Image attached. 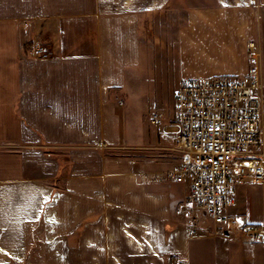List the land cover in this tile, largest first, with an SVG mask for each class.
Returning a JSON list of instances; mask_svg holds the SVG:
<instances>
[{"label": "crops", "instance_id": "0c3cea01", "mask_svg": "<svg viewBox=\"0 0 264 264\" xmlns=\"http://www.w3.org/2000/svg\"><path fill=\"white\" fill-rule=\"evenodd\" d=\"M152 18L181 81L245 74L250 41L264 80V0H0V264H264V243L178 213L175 129L129 127L112 99ZM237 189L229 213L264 227V184Z\"/></svg>", "mask_w": 264, "mask_h": 264}, {"label": "built area", "instance_id": "2783aa9c", "mask_svg": "<svg viewBox=\"0 0 264 264\" xmlns=\"http://www.w3.org/2000/svg\"><path fill=\"white\" fill-rule=\"evenodd\" d=\"M37 56L50 53L33 46ZM249 69L245 74L183 79L175 93L174 115L167 119L175 129L178 152L170 176L186 184L188 196L178 213L188 212L196 226L203 218L216 234L244 235L249 243H264V227L244 222L229 213L241 185L264 184V80L261 53L255 42L247 46ZM153 124H162L159 113Z\"/></svg>", "mask_w": 264, "mask_h": 264}, {"label": "rangeland", "instance_id": "374dc122", "mask_svg": "<svg viewBox=\"0 0 264 264\" xmlns=\"http://www.w3.org/2000/svg\"><path fill=\"white\" fill-rule=\"evenodd\" d=\"M141 30L144 37L142 58L140 59L141 65L134 68V73L139 75V79L136 82L132 78L133 75L135 77V74L129 73L131 75V77L129 76V82L132 85H130L132 91L129 93L127 88L126 90L113 89L112 99H116L115 101L118 102L121 109L128 112L126 117L128 118L127 124L129 127L137 126L147 132L164 127L166 120L174 115L171 94L176 88L177 82H181V80L179 79V73H175L171 66L168 70L165 64L166 60H164V58L175 53V49L168 46L171 39L170 34L167 33L169 32L168 25L159 23L156 18H152L150 22H142ZM119 75L122 77L121 73ZM158 108L163 110L166 108V112L170 117L167 118ZM154 112L160 114L164 123L157 125L152 123ZM133 116L136 119H133ZM132 138L134 137L132 136ZM122 151L131 154L130 156H136L138 155L136 152L140 150L127 146Z\"/></svg>", "mask_w": 264, "mask_h": 264}, {"label": "trees", "instance_id": "16d2710c", "mask_svg": "<svg viewBox=\"0 0 264 264\" xmlns=\"http://www.w3.org/2000/svg\"><path fill=\"white\" fill-rule=\"evenodd\" d=\"M30 47H32V44H28V45L26 46V48H29V49H30Z\"/></svg>", "mask_w": 264, "mask_h": 264}]
</instances>
